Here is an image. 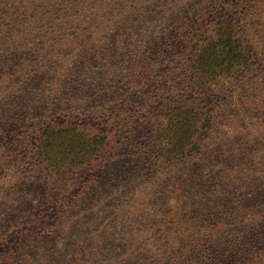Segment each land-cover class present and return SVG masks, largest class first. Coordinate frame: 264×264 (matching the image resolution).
<instances>
[{"label": "trees", "instance_id": "obj_1", "mask_svg": "<svg viewBox=\"0 0 264 264\" xmlns=\"http://www.w3.org/2000/svg\"><path fill=\"white\" fill-rule=\"evenodd\" d=\"M46 87L69 100L38 120ZM225 92L260 120L202 151ZM262 101L264 0H0V264H264ZM83 190L114 199L105 216L72 213Z\"/></svg>", "mask_w": 264, "mask_h": 264}, {"label": "rangeland", "instance_id": "obj_2", "mask_svg": "<svg viewBox=\"0 0 264 264\" xmlns=\"http://www.w3.org/2000/svg\"><path fill=\"white\" fill-rule=\"evenodd\" d=\"M153 28L158 32V24L153 25ZM150 33V31H149ZM166 69H168L167 72H165L166 76H172L171 72H173L175 69V75L179 76V66L180 64H174L170 61H167L165 64H163ZM162 66V65H159ZM169 66V68H168ZM183 66V65H182ZM181 66V68H182ZM158 68V67H157ZM180 68V69H181ZM183 76L185 79H188L187 81H189V78H191V75L189 73H186L185 71H183ZM184 79V80H185ZM170 83L172 84H176L175 81H170ZM52 90L49 87H46L45 89H43L41 91V95H39L37 93V96L34 97L33 99H31L27 105H30V115L31 116H39L38 120L41 119V117L44 116L45 114V109L47 107H43L42 105L48 104L51 101H56V102H65L66 104H68V98H69V92L65 91L64 89H60L62 92H59L57 95H52ZM220 96H216L218 99L216 100L217 102H213L210 99L207 100L208 104H212L211 108L214 109L211 112V115H209V124L207 126V130L204 133L205 136L207 137V139L205 141H203L204 144V148L202 151H213V150H217L220 147H222L224 144H229L231 141H236L241 139L244 143H246L248 140H250V138L248 137L250 134H252V130H253V124H256V122L258 120H260V118H257L254 115V111L248 109V107H246L248 104H252V101H249L248 104L244 105V101H239L235 104L232 105V102H230V100L228 99V97L230 96V92H225V94H218ZM39 96V97H38ZM202 97L205 98V96L202 94ZM210 95H206V98H209ZM215 97V96H213ZM260 106L264 107V101L261 102ZM259 106L260 109H262ZM256 112V111H255ZM264 112V111H263ZM234 116H237L238 119H236L237 121H234ZM264 120V118L262 119ZM232 126H238L237 128H234ZM144 128L145 131L141 132V130H143V127L140 129H137L135 131L131 130L130 134H127V136H125V140L121 139V141H123V143L120 145H117V149L114 152L113 155V159H112V172H117L118 169H125L123 167L120 166V161H123L124 164L130 165L132 160H139V153L143 152V150L147 147V138H148V132L150 130L149 125L146 123L144 124ZM229 129H234L235 133L233 131L229 132ZM243 137V138H241ZM150 142V141H149ZM257 143L256 146L259 147H264V138H258V140H256L255 144ZM6 153V152H5ZM7 156L11 155L12 159L11 161H14V164H18L20 169L25 168L24 162H17V160L14 158V156L10 153H6ZM138 158V159H137ZM178 167L182 165V163H177ZM214 164L211 165V167ZM216 168V164L215 167L213 168V170H215ZM126 170V169H125ZM144 177V176H143ZM132 178V177H131ZM130 178V179H131ZM115 182L116 183H120V176L116 175L114 176ZM124 180V185L128 188H132L131 189V193L128 194L130 197L135 196V198H139V199H144L143 195H144V191L143 188H140L138 190H134V186L133 184L131 185V180ZM86 191L87 190H83L82 192V196L80 197L81 199V207L78 208L76 211H73L72 213H75L76 215H80L81 213H83L84 215H91L90 213H100V214H104L108 211L109 207H107V205H109V203H112V201L114 200L113 198H108L110 201H104V198L107 197H103V200L100 199V197L98 198V200L93 203L92 201H89L91 199V197H87L86 196ZM93 196V195H92ZM83 199H87L88 201H85V205H82V200ZM95 205H102L103 207L97 209L94 206ZM114 214V211H113Z\"/></svg>", "mask_w": 264, "mask_h": 264}]
</instances>
